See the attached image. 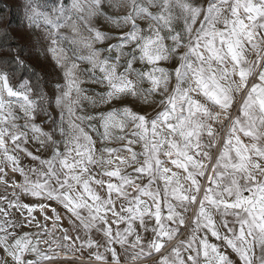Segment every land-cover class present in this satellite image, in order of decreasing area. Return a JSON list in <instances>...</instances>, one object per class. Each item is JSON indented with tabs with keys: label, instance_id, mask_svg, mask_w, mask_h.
I'll use <instances>...</instances> for the list:
<instances>
[{
	"label": "snow or ice",
	"instance_id": "obj_1",
	"mask_svg": "<svg viewBox=\"0 0 264 264\" xmlns=\"http://www.w3.org/2000/svg\"><path fill=\"white\" fill-rule=\"evenodd\" d=\"M23 8L65 83L49 99L28 79L13 84L19 53L0 62V185L11 189L0 196V264H54L86 250L101 264H264V0ZM101 17L119 35L95 27ZM85 82L106 90L90 96ZM85 101L122 106L92 115Z\"/></svg>",
	"mask_w": 264,
	"mask_h": 264
},
{
	"label": "rangeland",
	"instance_id": "obj_2",
	"mask_svg": "<svg viewBox=\"0 0 264 264\" xmlns=\"http://www.w3.org/2000/svg\"><path fill=\"white\" fill-rule=\"evenodd\" d=\"M4 3H6L11 8V17L10 20V27L8 28L9 33L12 35L11 37L14 39L15 43L18 46V50L16 53L20 54V58L25 61V64L23 67L15 68L16 70V78L13 79V84H18L21 80L28 79L32 82L34 89L39 90V88L43 89V92L46 94V96L51 99L52 94L56 89V85L59 84L61 86L64 85L65 81L63 78L62 72L56 67L55 61L52 58V54L48 52V46L49 41L44 39L43 34L40 31L29 29L26 26V20H25V12L23 8V4L25 3V0H2ZM46 2L49 5H53L56 3V0H46ZM123 14V13H121ZM141 25H143V22H141ZM94 26L99 28L101 31L108 32L112 35H119L120 29L115 28L110 23L105 21L103 17L97 19L94 21ZM63 32H68V29H62ZM83 35L87 37L89 33L87 30H84L82 28ZM123 31H127V28L123 29ZM115 40L108 41L105 44H96L95 46L97 48L99 47H106L107 43H115ZM15 53V54H16ZM2 54V51H0V55ZM8 54V53H6ZM12 54H14V50H12ZM69 55H71L69 53ZM13 56V55H12ZM137 67H140L139 64L136 65ZM161 66L169 67L168 64L162 63ZM81 67H86V65H81ZM39 78V79H38ZM85 81H87V77H81ZM82 88L87 89V94L90 96H94L97 92H103L106 89L100 87L99 85L92 84L85 82L81 85ZM143 87H148V84L145 83ZM33 98H36V92L33 93ZM129 106L133 108V110L140 111L141 109L136 103H133L131 100L125 101ZM47 106V105H46ZM122 105L116 102H113L111 105H101L98 107H94L91 104H89L87 101L84 102V112L87 114L95 115L96 113L100 111H107L112 107H121ZM51 112V117L53 120L59 124V111L55 109V107H52L49 109ZM46 117L38 116L36 123L41 125L43 130L45 132H52L55 130V126L51 121H47ZM20 123H23V121H20ZM93 123H96L95 121ZM97 127L99 125L97 124ZM86 130H88L86 128ZM102 131V129H101ZM93 138L96 139V133H92ZM55 138L57 140H60L61 137L59 136L58 131L56 132ZM112 147H119L118 144H111ZM28 147L30 150L35 151L36 145L29 144ZM61 149L63 150V144L60 145ZM97 147H99V142L97 143ZM138 150V146H137ZM51 154V147L48 148L47 151L43 152L42 155L46 158ZM23 156V154H21ZM25 163H30L29 160H25ZM9 177L13 176L14 174L10 171L8 172ZM15 178L19 181L21 178L18 174H15ZM11 189H8L7 192L5 191V188L3 185H0V196L9 195V198L11 199ZM24 202L26 203H34L35 200L31 197H22ZM5 207H7L5 205ZM53 207H56L59 212L63 215V210L58 205L53 204ZM13 214L19 218V213L15 212L13 210ZM38 219H42L40 217V214L37 212L35 213ZM49 215L51 213L49 212ZM64 227H68L67 219H64L62 221ZM49 227H51V222L49 221ZM25 231H36L35 228L32 229H25ZM57 235H59V232H57ZM83 235V233H82ZM86 238V237H85ZM98 238V237H97ZM210 242L215 243V239L212 237H209ZM101 252H103V249H100ZM79 256V253H77ZM90 255V250H86L84 252L83 259H85V262L82 263L80 261H74V260H62L59 264H101V262L95 261L94 259H87V257Z\"/></svg>",
	"mask_w": 264,
	"mask_h": 264
},
{
	"label": "trees",
	"instance_id": "obj_3",
	"mask_svg": "<svg viewBox=\"0 0 264 264\" xmlns=\"http://www.w3.org/2000/svg\"><path fill=\"white\" fill-rule=\"evenodd\" d=\"M0 17L3 18V22L0 23V51L2 54L0 55V62H3L5 59H11L12 55H15L16 51L19 49L14 39L11 37L12 35L9 33L5 37L3 33V29H5L6 25H9L11 17V8L0 0ZM12 50H14V54H12ZM8 53V54H6Z\"/></svg>",
	"mask_w": 264,
	"mask_h": 264
},
{
	"label": "bare ground",
	"instance_id": "obj_4",
	"mask_svg": "<svg viewBox=\"0 0 264 264\" xmlns=\"http://www.w3.org/2000/svg\"><path fill=\"white\" fill-rule=\"evenodd\" d=\"M78 256V255H77ZM74 261L76 260H78V261H80V262H82V263H87V262H85V259H83V258H80V259H73ZM62 261V260H61ZM61 261H56V262H54V264H59ZM67 261V260H66Z\"/></svg>",
	"mask_w": 264,
	"mask_h": 264
}]
</instances>
